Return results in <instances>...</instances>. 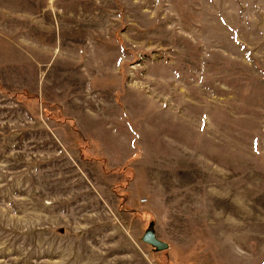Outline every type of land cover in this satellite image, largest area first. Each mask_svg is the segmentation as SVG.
Here are the masks:
<instances>
[{
  "label": "rangeland",
  "instance_id": "rangeland-1",
  "mask_svg": "<svg viewBox=\"0 0 264 264\" xmlns=\"http://www.w3.org/2000/svg\"><path fill=\"white\" fill-rule=\"evenodd\" d=\"M0 264H264V0H0Z\"/></svg>",
  "mask_w": 264,
  "mask_h": 264
},
{
  "label": "water",
  "instance_id": "water-1",
  "mask_svg": "<svg viewBox=\"0 0 264 264\" xmlns=\"http://www.w3.org/2000/svg\"><path fill=\"white\" fill-rule=\"evenodd\" d=\"M141 241L144 244L153 247L156 251H163L166 250L168 247L165 242H162L156 238L153 229L146 230L141 238Z\"/></svg>",
  "mask_w": 264,
  "mask_h": 264
}]
</instances>
